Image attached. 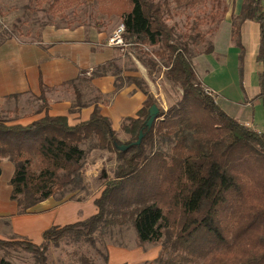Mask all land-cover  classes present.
<instances>
[{"label": "trees", "instance_id": "obj_1", "mask_svg": "<svg viewBox=\"0 0 264 264\" xmlns=\"http://www.w3.org/2000/svg\"><path fill=\"white\" fill-rule=\"evenodd\" d=\"M127 1L130 10L122 15L125 42L157 47L152 54L165 61L164 75L180 87L181 98L168 110L159 108L148 128L149 110L157 101L133 78L147 99L137 117L125 118L126 141L98 109L89 120L73 125L66 115L48 113L26 125L0 118V176L1 161L7 158L15 165L11 199L20 213L80 183L85 142L121 160L114 176L104 181L91 217L47 229L41 243L0 238V248L22 247L47 264L51 244L59 246L72 236L96 246L97 230L119 215L126 218L123 222L132 220L140 245L170 236V257L158 258L161 264H264V132L226 113L205 88L186 47L176 42L161 3ZM213 5L220 7V0ZM227 11L225 7L223 14ZM239 18L235 35L241 51V24L250 20L259 26L254 61L261 92L255 99L264 100V0H246ZM144 61L151 73L158 67L153 59ZM141 130L145 135L140 145L117 148L137 141ZM156 136L175 137L170 152L154 149ZM82 263L95 264L86 255ZM0 264L16 263L0 256Z\"/></svg>", "mask_w": 264, "mask_h": 264}, {"label": "crops", "instance_id": "obj_2", "mask_svg": "<svg viewBox=\"0 0 264 264\" xmlns=\"http://www.w3.org/2000/svg\"><path fill=\"white\" fill-rule=\"evenodd\" d=\"M247 22L243 29L245 43L242 44L244 48L250 45L254 61L259 44V27L257 37L252 24L250 31H246ZM248 34H252V39L247 40ZM109 35L106 28L95 23H51L44 26L36 38L24 40L17 37L0 44V115L4 116L0 118L9 124L26 125L48 113L52 116L66 115L73 125L89 120L98 109L101 115L111 120L117 135L123 132L125 118L137 117L147 99L133 78L145 80L154 94L156 86L148 74L143 53L130 50L131 60L128 54H122V48L107 43ZM239 49L238 46L233 49L237 62L232 83L217 80L215 77L218 74L209 75L219 71L224 58L231 55L206 54L202 58L206 65L202 78L210 84L208 88H217L219 95L216 100L226 113L264 132V100L255 99L261 92L257 73L259 67L254 61V66L240 73ZM129 60L132 67L128 66ZM258 114L260 122L257 121ZM1 167L0 219L8 221L14 234L40 241L47 227L60 225L57 219L66 220L65 225L71 218L72 222H79L91 217V214L80 217L81 201H56L55 197L39 203L26 213H20L17 202L11 199L10 180L15 165L3 158ZM70 205L72 212L77 211L71 218L66 216ZM61 208L64 215L57 217Z\"/></svg>", "mask_w": 264, "mask_h": 264}, {"label": "rangeland", "instance_id": "obj_3", "mask_svg": "<svg viewBox=\"0 0 264 264\" xmlns=\"http://www.w3.org/2000/svg\"><path fill=\"white\" fill-rule=\"evenodd\" d=\"M245 1L220 0V7H215L213 0H155V2L162 4L166 21L173 29L176 42L186 47L187 53L195 65L198 78L205 88L210 85L205 78L204 80L202 78V71L204 72L206 67L202 58L204 59L206 54L215 53L222 57L231 55L224 58L219 71L209 73L210 77L218 74L215 77L217 80L232 83L233 77L236 75L237 56H234L233 52L235 51L233 49L237 47L238 38L235 31L236 25L240 22L239 16ZM225 7L228 8V11L224 15ZM129 10L130 4L127 0H0V40L7 41L17 37L24 40L36 38L40 30L51 23L56 25L95 23L106 28L110 34L108 37H110L123 21L122 15ZM246 22L241 24L242 43H245L243 29ZM247 23L249 25H247L246 31H250L249 26L252 24L255 26L258 37V24L253 21ZM252 31L254 30L252 29ZM249 39H252V34H248L247 40ZM120 48L123 49L122 54H128L131 60L130 50L141 51L146 61L147 59L155 60L158 67L153 70V73L150 71L151 66L149 64H146V67L150 79L156 86V94L153 93V95L156 98L157 106L163 110H168L176 104L183 92L179 86L166 79L164 75L165 61L152 54L158 48L148 44L136 45L131 43ZM238 60L240 61V73L254 66L250 45L247 44V48L245 47L243 51L240 50ZM128 66L132 67L130 60ZM141 81L149 89L147 82ZM209 89L218 97V90L215 86ZM258 116L257 121L260 122V115L258 114ZM0 117L3 118L4 116L0 115ZM118 136L121 141H126L128 138L124 132H120ZM174 143V136L164 138L156 136L154 149L170 152ZM93 145L92 141H87L83 145L87 155L80 183L76 187H68L62 194L53 196L56 201L59 199L81 201L82 203L79 204L81 218L90 214L92 216L97 212L95 199L103 191L104 181L114 176L117 166L121 163L116 153L108 149L95 148ZM75 204L78 203L75 202ZM68 207L66 216L71 218L77 214V211L72 212V205ZM89 207H91L90 210H88ZM66 208L64 207V209ZM63 210L61 208V211H58L57 217L59 214L64 215ZM71 219L68 224L76 223L72 222ZM114 219L115 221L103 224L97 230L95 233L96 246H93L86 238L82 237L76 240L72 236L63 239L59 246L51 244L46 255V263L83 264L82 256L86 255L95 264H161L158 258L168 259L170 257V236L163 238L160 242L140 245L132 220L127 219L123 222L126 218L119 215L115 216ZM56 221L60 225L55 226H63V223H66L64 222L66 220L57 219ZM81 221L83 220L81 219ZM0 238L4 240H30L14 234L12 227L4 219H0ZM41 240L31 241L40 243ZM0 256L16 264H41L37 261L34 253L18 246L0 248Z\"/></svg>", "mask_w": 264, "mask_h": 264}, {"label": "water", "instance_id": "obj_4", "mask_svg": "<svg viewBox=\"0 0 264 264\" xmlns=\"http://www.w3.org/2000/svg\"><path fill=\"white\" fill-rule=\"evenodd\" d=\"M159 112H160V109H159V107L156 104L151 106V108L149 110V116H148V119L146 121V126L148 128H150L153 125L154 121L156 120V118L159 115ZM144 135H145L144 131L141 130L140 133H139L137 141H135V142H133L131 144H122V145L116 144V146L120 150H126L132 145H140L141 142H142V139L144 138Z\"/></svg>", "mask_w": 264, "mask_h": 264}, {"label": "built area", "instance_id": "obj_5", "mask_svg": "<svg viewBox=\"0 0 264 264\" xmlns=\"http://www.w3.org/2000/svg\"><path fill=\"white\" fill-rule=\"evenodd\" d=\"M124 33H125V24L121 22L118 27L114 30V32L111 34V36L108 38L107 43L110 46H127L128 44L124 40ZM208 91L211 92L209 88H207Z\"/></svg>", "mask_w": 264, "mask_h": 264}]
</instances>
